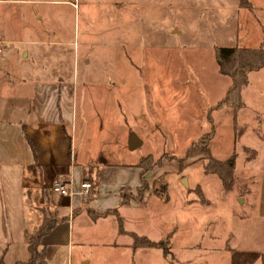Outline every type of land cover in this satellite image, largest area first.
<instances>
[{
    "label": "rangeland",
    "instance_id": "374dc122",
    "mask_svg": "<svg viewBox=\"0 0 264 264\" xmlns=\"http://www.w3.org/2000/svg\"><path fill=\"white\" fill-rule=\"evenodd\" d=\"M75 3V10L52 7L61 13L53 20L54 30L70 43L58 49L42 46L40 59L46 75L60 69L68 77L73 73L78 146L103 143L105 155L106 150L109 155L120 150L116 160L151 155L160 161L145 173L140 200L130 188V200L140 202L139 207L117 209V216H108L93 230L107 233L111 241V226L119 218L125 238H116V247H85L89 264H250L252 254L263 255L264 64L248 73L240 94L243 106L235 115L226 107L212 110L210 124L206 113L229 84L217 70L214 48L264 47V0ZM11 66L18 78L19 63ZM85 80L88 83L82 84ZM125 110L140 125L134 134L142 144L122 152L116 142L130 133L123 124ZM102 113L106 135L99 129ZM210 129L211 157L222 160L235 154L228 192L214 175L202 172L206 157L192 145ZM186 150L187 157L179 163ZM162 169L165 172L156 175ZM123 194L127 197L128 192ZM124 229L161 247L123 246V239L131 243L132 234ZM79 254L72 264H79Z\"/></svg>",
    "mask_w": 264,
    "mask_h": 264
},
{
    "label": "crops",
    "instance_id": "0c3cea01",
    "mask_svg": "<svg viewBox=\"0 0 264 264\" xmlns=\"http://www.w3.org/2000/svg\"><path fill=\"white\" fill-rule=\"evenodd\" d=\"M74 1L0 0V261L3 264L25 259L26 235L34 231L41 220L38 207L43 187L47 190L46 206L62 220L42 236L44 257L36 264H72V257L78 251L79 264H89L85 247L119 246L116 238H125V233H119L116 221L111 226V241L107 233L93 231L112 215L92 220L86 206L102 212L112 208L117 211L127 205L139 207L136 204H140L130 200L119 205L118 192L122 187L134 189L139 185V169L135 165L142 155L125 162L116 160L120 150L116 155H109L106 150L105 155L101 150L103 143L95 146L92 142H83L78 146L73 120L77 83L73 73L68 77L60 69L46 75L47 66L40 59L42 46L58 49L70 43L61 40L60 32L54 30L53 20L57 21L61 13L52 7L67 5L72 9ZM49 20L51 24L45 27ZM18 63L20 76L15 78L11 65ZM86 83V80L82 82ZM100 117L99 129L106 135L107 125L102 126L103 113ZM132 117L125 110L126 133L141 129L139 124L138 127L133 123ZM135 135L141 145L142 138ZM127 138L125 136L121 143L115 139L122 152L127 147ZM164 172L162 169L156 175ZM145 173L143 179L148 176ZM69 174L74 191L81 181L93 185V198L87 205H81L78 195L68 199L50 193L51 182ZM122 245L130 247L129 240L123 239ZM251 258L250 264H264V254H252Z\"/></svg>",
    "mask_w": 264,
    "mask_h": 264
},
{
    "label": "trees",
    "instance_id": "16d2710c",
    "mask_svg": "<svg viewBox=\"0 0 264 264\" xmlns=\"http://www.w3.org/2000/svg\"><path fill=\"white\" fill-rule=\"evenodd\" d=\"M214 58L218 72L229 79V84L227 85L223 96L207 110L206 118L210 124H212L210 115V112L212 110H218L226 107L230 108L235 115L237 110H239L243 106V102L240 96L241 90L247 85L248 73L263 66L264 47L263 44H260L257 47L220 46L214 48ZM212 133L213 132L210 129L207 133L203 134L196 141H194L192 145L195 146L199 152L204 153L206 157V159L201 163L202 172L205 175H214L219 180L222 191L228 192L230 191L234 180L233 172L235 154L234 152H232L228 157L222 160L214 159L213 157H211L208 148V142L212 137ZM187 154L188 152L186 150L184 157L179 158L178 162L181 163L182 160L187 157ZM159 162V160H153L151 155H147L145 157H140L138 162L136 163L135 166L139 169L140 184L135 187L134 191L136 192L137 198L139 200L141 199L142 190H144L146 187H143V185H141V183L144 182L142 175L145 173V171H148ZM124 191L128 192L127 197H124ZM92 194L93 185L91 184L88 197H81L80 203L82 206L89 203V201L93 198ZM118 194L119 205L127 204L129 200L133 198L131 190L128 186L120 188ZM47 201V190L43 187L40 189V206L38 207L41 220L34 231L26 235L25 259L15 261L13 264H36L38 260L44 257V246L41 243V238L42 236L50 232V230L62 220V217L56 215L54 211L45 206V204L47 205ZM86 212L92 220L110 214L117 216V211L115 208L99 212L92 210L86 206ZM117 225L119 233H123L122 229L120 228L119 218H117ZM130 237V247L132 249L161 247L160 242L154 243L148 240L145 236H137L136 234L132 233ZM0 264H3V262L0 261Z\"/></svg>",
    "mask_w": 264,
    "mask_h": 264
},
{
    "label": "built area",
    "instance_id": "2783aa9c",
    "mask_svg": "<svg viewBox=\"0 0 264 264\" xmlns=\"http://www.w3.org/2000/svg\"><path fill=\"white\" fill-rule=\"evenodd\" d=\"M71 6L75 9L76 3L75 1L71 3ZM73 180L71 175L67 176H60L55 178L50 186L49 191L50 193H54L60 197H66L71 199L74 195H78L80 197L86 196L91 188V184L88 181H81L78 184V190H73Z\"/></svg>",
    "mask_w": 264,
    "mask_h": 264
},
{
    "label": "water",
    "instance_id": "95a60500",
    "mask_svg": "<svg viewBox=\"0 0 264 264\" xmlns=\"http://www.w3.org/2000/svg\"><path fill=\"white\" fill-rule=\"evenodd\" d=\"M141 141L137 138V136L134 133H130L128 135L126 146L127 149L132 150L140 145ZM180 183L184 186H186V180L184 178L181 179ZM238 201H241V198L238 199Z\"/></svg>",
    "mask_w": 264,
    "mask_h": 264
}]
</instances>
